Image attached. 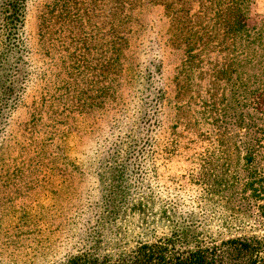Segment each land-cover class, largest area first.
I'll return each instance as SVG.
<instances>
[{
    "label": "rangeland",
    "instance_id": "1",
    "mask_svg": "<svg viewBox=\"0 0 264 264\" xmlns=\"http://www.w3.org/2000/svg\"><path fill=\"white\" fill-rule=\"evenodd\" d=\"M23 5L0 42V264L264 235V0Z\"/></svg>",
    "mask_w": 264,
    "mask_h": 264
},
{
    "label": "trees",
    "instance_id": "2",
    "mask_svg": "<svg viewBox=\"0 0 264 264\" xmlns=\"http://www.w3.org/2000/svg\"><path fill=\"white\" fill-rule=\"evenodd\" d=\"M24 0H3L1 2L0 16V42L4 47L10 38L20 28L24 19ZM2 18V19H1ZM3 22V24H2ZM231 33L233 43L241 35V30L234 29ZM3 36V37H2ZM8 41V42H7ZM7 50L3 48L0 58H4ZM2 63L0 62V67ZM0 72V81L2 80ZM5 99L0 95L1 100ZM208 106V103H205ZM264 179L250 181V210L251 202L263 199ZM255 184H258V186ZM260 216L264 217V204L257 205ZM252 213L250 212V218ZM179 229L171 232L170 236L160 237L154 241H139L134 248L125 251H114L103 254H82L76 256L68 264H264V254L260 256L264 247V235L259 238L251 235L250 242L239 238L227 239L216 245L217 239L199 238L198 234L182 235ZM206 240V241H205Z\"/></svg>",
    "mask_w": 264,
    "mask_h": 264
}]
</instances>
